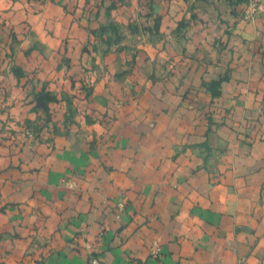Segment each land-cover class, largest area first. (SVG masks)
Instances as JSON below:
<instances>
[{
  "label": "crops",
  "instance_id": "obj_1",
  "mask_svg": "<svg viewBox=\"0 0 264 264\" xmlns=\"http://www.w3.org/2000/svg\"><path fill=\"white\" fill-rule=\"evenodd\" d=\"M242 9V0H0V24L21 37L16 62L33 76L29 89L13 87L17 124L45 114L23 99L43 81L59 96L74 89L67 75L92 87L74 115L48 103L37 140L0 143V264H87L86 244L106 264H264V0L251 21ZM107 23L124 47L83 51ZM219 79L212 96L208 82ZM69 177L77 189L62 183Z\"/></svg>",
  "mask_w": 264,
  "mask_h": 264
},
{
  "label": "rangeland",
  "instance_id": "obj_2",
  "mask_svg": "<svg viewBox=\"0 0 264 264\" xmlns=\"http://www.w3.org/2000/svg\"><path fill=\"white\" fill-rule=\"evenodd\" d=\"M243 2V9L241 10V20L243 21H251L253 20L257 15L254 16L253 19H246L244 16V0ZM141 13V12H138ZM150 14V13H149ZM141 14H138V16ZM139 18V17H138ZM188 20L187 18H182L179 22H186ZM134 22V28L136 30H139V23L136 20H133ZM137 22V23H135ZM143 22V21H141ZM158 21L155 18L153 29L151 32L152 33H158ZM181 27V28H180ZM99 35L97 34L98 29H94L91 31L92 33V38L88 41V43L82 48L83 51L91 53L96 51V44L99 41H103L104 44L106 45L105 51H109L110 47L112 48L114 45L116 47H120L122 49L124 46L121 44H117L120 42V40L123 38V32H119V29L116 28L115 24H103L99 27ZM180 29V36H188V31L185 30L183 31V24L178 27ZM147 29V27H146ZM0 30L6 31V36L9 37V40L4 43L2 46V42H5L7 39L3 38L1 32H0V100L3 101L1 102L0 105V143H3V141H9L15 144L19 143H25L31 138L36 139L40 137L42 132L47 131L48 128V122L50 121L49 114L47 112V104L50 102L54 101H65L66 106L68 107V110L72 112L74 115L76 108V103L74 101L77 99H82V95L85 98H88L91 94L90 89L92 88L89 84V80L87 77L81 75V76H75V75H65L72 86L73 91H62L61 95H55L53 94V91L50 89H47V85L42 82L40 85L41 90H32L31 92L26 91L25 96L23 97L24 100H28V98H33L37 100L38 103V108H43L46 110L45 114L39 115L38 119H30V118H25V120L21 124H17L18 122H15L14 120V113L11 111L12 109V98L14 97V92H13V87L15 86V90L17 88L22 87L23 89H29V84H32L33 82V76L29 75V72L24 69V66L21 64H18L16 62V52H15V47L16 43L21 40V37L16 34L14 26H11L7 24V22H2L0 24ZM137 32V31H136ZM135 32V33H136ZM96 35V36H95ZM3 39H2V38ZM94 37V39H93ZM106 40V41H105ZM183 49H186V47H183ZM26 56V54H25ZM25 56H23L25 58ZM122 74V73H121ZM121 75H118V77ZM169 74H166V77H168ZM156 76L153 74L147 76V79L150 81H154ZM226 76L223 77L225 79ZM138 78L146 79V76L139 75ZM158 78V76H157ZM162 79L165 78V76L161 77ZM66 79V78H65ZM137 81V80H134ZM39 82V79H38ZM79 82L80 85L76 89V83ZM205 82V81H204ZM203 82V83H204ZM220 82L219 80H212L208 82L210 85L209 92L212 96H218L221 92L216 89L217 84ZM34 85V83H33ZM85 85V86H84ZM92 90V89H91ZM17 94V92H16ZM32 94V97H31ZM135 94H139V91H136ZM67 114V113H66ZM71 113H68L69 118L73 119ZM15 122V123H14ZM19 142V143H18ZM62 183L70 188V189H77V186L70 177L69 178H64ZM119 208L123 207V204L120 203L118 204ZM155 243H157L160 248L161 245L158 241H154L152 243V246L150 248V256L152 258H157L160 255V252L156 255L154 254V247ZM93 250V248H92ZM32 251L27 252V256L32 258ZM92 254L94 256H98L96 252L92 251ZM30 258V259H31ZM35 264H42L40 261L35 260ZM88 264V262H87ZM139 264H144V263H139Z\"/></svg>",
  "mask_w": 264,
  "mask_h": 264
},
{
  "label": "built area",
  "instance_id": "obj_3",
  "mask_svg": "<svg viewBox=\"0 0 264 264\" xmlns=\"http://www.w3.org/2000/svg\"><path fill=\"white\" fill-rule=\"evenodd\" d=\"M262 10V0H244V16L246 19H253ZM85 248L88 250L87 262L88 264H106L98 256L92 254V245L86 244ZM160 246L155 243L154 254L160 252Z\"/></svg>",
  "mask_w": 264,
  "mask_h": 264
}]
</instances>
